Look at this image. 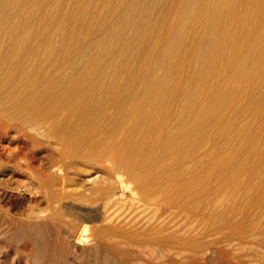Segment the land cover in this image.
<instances>
[{"label":"rangeland","instance_id":"obj_1","mask_svg":"<svg viewBox=\"0 0 264 264\" xmlns=\"http://www.w3.org/2000/svg\"><path fill=\"white\" fill-rule=\"evenodd\" d=\"M126 1L130 4L137 0ZM160 1L154 8L152 4L156 0H147L134 17L139 25L130 24L128 28L133 34L138 33L137 37L148 36L152 42L141 48L136 58H126L121 63L124 67L139 69L152 66V78L165 75L167 80L168 86L160 90L158 113L153 116L157 122L164 121L163 130L145 133L149 134V146L153 150L148 149V146L140 153L142 158L155 160L161 168L163 178H160L171 183L167 191L169 196L184 191L195 197L188 207L190 210L202 205V188L232 189L254 196L262 195L264 0H189L188 11L170 8L164 0ZM15 3L12 13L16 15L11 14L10 19L19 20L29 2L15 0ZM37 4H32L39 14L35 16L36 23H29L33 28L23 23L21 27L26 26L25 28L44 37L57 30L61 33L66 28L76 37L79 45L83 43V37L88 35L86 26H98V13L103 11L113 15L115 12L114 3L110 0H37ZM222 11L225 15L217 19L218 12ZM42 14L44 17H40ZM18 15L20 16L17 17ZM51 17L54 20L52 25ZM115 19L112 29L123 25V22ZM94 28L91 35L99 36ZM166 38L176 40L177 50L169 53L165 49L161 52L160 47L154 44L156 39ZM44 44L45 40L37 41L38 46H45ZM63 49L68 53L72 47L64 45ZM135 49L136 45L132 40L126 50ZM165 58L169 59V66L160 65V60ZM118 63L119 61H111L114 66ZM127 74L122 70L118 75V82L122 86L128 83ZM130 83L132 90L130 86L126 89H129L126 92V108L129 109L131 103L135 102L148 103L144 100L148 81L141 76ZM131 92H137L135 101L129 98ZM134 120L130 118L127 122L132 124L135 123ZM91 123L92 121H88L83 124L82 130L91 132ZM143 136L142 133L134 138L141 140ZM20 139L0 136V264H175L162 252L142 251L136 242L140 238L137 236L138 229L141 231V225L143 227L145 221L156 215V207L153 204L140 206L139 191L129 175L123 176L124 184L119 193L107 199L106 193L100 190L103 185L102 175L94 173L89 164L80 169V177H76V180L69 182L63 189L55 183L49 191L50 199H47L44 192L47 191L45 176L54 174L56 177L57 172L46 171L36 149L33 148L34 151L30 147H23L24 142L22 144ZM21 151L25 156H22L23 153L18 155ZM251 183L254 185L251 186ZM224 208L222 205L217 211L223 212ZM208 219L210 221L208 216L202 219L183 217L180 221L181 233L198 236L205 230ZM111 225L115 228L114 231L107 232L105 229ZM259 227L264 228V215ZM96 229H102L104 233L99 240H95ZM74 230L83 231L84 241L79 243L74 239ZM136 243L138 246H135ZM263 251L264 249H260L261 253ZM214 255L205 264L223 263L220 262L222 259L219 254L218 257Z\"/></svg>","mask_w":264,"mask_h":264},{"label":"bare ground","instance_id":"obj_2","mask_svg":"<svg viewBox=\"0 0 264 264\" xmlns=\"http://www.w3.org/2000/svg\"><path fill=\"white\" fill-rule=\"evenodd\" d=\"M26 1L29 5L25 7L22 18L13 20L10 19V15L14 14L12 12L16 6L15 0H0V136L21 138L24 140L20 139L22 144L24 142L26 145L23 144V147L36 149L46 171L57 172L56 177L53 173V175L45 176L46 198L50 199L49 191L55 183L63 189L69 182L76 180V177H80V169L89 164L91 165L89 168H93L94 173L102 175L103 185L100 190L106 193L107 199L119 193L124 184L123 176L129 175L139 191L140 206L146 207L145 205L153 204L156 207V215L145 221L143 227L141 225V231L139 228L137 232L140 238L136 242L142 251L162 252L169 256L175 264H205L206 260L214 254L216 257L219 254V258L222 259L220 262L223 261L224 264H264V251L260 252V249H264V228L259 227L264 215V193L254 196L232 189L202 188L200 190L203 197L201 198L202 205L199 204L200 206L190 210L188 207L195 197L184 191L169 196L167 191L171 183L162 179L161 168L157 166L155 160L142 158L140 154L148 148L151 142L149 134L145 135V133L151 134L158 132L157 130L161 132L163 128L164 121L157 122L154 117L158 113L157 101L161 96L160 90L167 85L165 75L152 78V66L139 69L121 65L122 60L136 58L139 50L152 42L149 41L151 39L148 36L137 37L138 33L133 34L128 29L130 24L139 25L134 17L135 14L138 15L140 8L147 3V0H137L130 4L126 0H110L114 3L115 12L113 11V15H108L103 11L98 13V26L94 25L95 28L92 24L86 26L88 35L83 37V43L80 45L76 43V37L66 28L63 29L64 31L61 30V33L57 30L48 37H44V35H37L31 29L25 28L26 26L21 27L22 23L29 26V23L33 21L32 24H34L35 16L38 14L33 7L37 4V0ZM159 1L153 2L152 6L155 8ZM164 2L168 3L170 8L183 11H188L190 3L189 0H164ZM224 11L218 12L217 19L225 15ZM45 15L48 17V14L44 13ZM114 19L123 22V25L112 29ZM38 22L40 23L37 20ZM51 23H54L53 19L50 20ZM93 28L99 36L91 35ZM39 40H45V46H38L37 41ZM132 40L135 42L136 49L128 51L126 47ZM154 44L160 47L161 52L167 49L169 53L177 50L178 46L176 40L171 38L156 39ZM64 45H69L72 49L66 53L63 49ZM112 60L119 61L120 65L119 63L117 66L112 65ZM159 63L161 66H169L170 61L165 58ZM122 70L128 72V83L125 86L118 82V75ZM141 76L149 84L144 98L148 103H142V101L131 103L128 109L126 108V92L129 89H126L130 86V81L137 80ZM129 88L132 90L131 86ZM136 93L131 92L129 98L135 101L138 97ZM130 118L135 119V123L129 124L127 119ZM88 121H92L91 124H93L91 132L82 130L83 124ZM142 133L144 136L141 140L134 138L135 135ZM148 149L153 150L150 146ZM22 151L18 155L22 154ZM22 156H25L24 153ZM21 159L23 160V157ZM254 183H251V186ZM228 195L229 198H227ZM222 205L225 206V210L217 211ZM206 216L210 218V221L208 219L209 222L207 221L206 228L201 234L197 236V234L181 233L180 221L183 217L202 219ZM114 229L111 225L105 230L112 232ZM102 234H104L102 229H96L95 240H99ZM73 237L79 243L85 239L82 230H74ZM251 237H254L253 241ZM137 243L135 246H138Z\"/></svg>","mask_w":264,"mask_h":264}]
</instances>
